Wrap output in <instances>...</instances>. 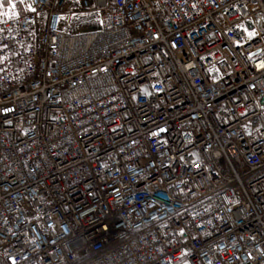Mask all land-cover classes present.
<instances>
[{"label":"built area","instance_id":"obj_1","mask_svg":"<svg viewBox=\"0 0 264 264\" xmlns=\"http://www.w3.org/2000/svg\"><path fill=\"white\" fill-rule=\"evenodd\" d=\"M69 1L0 24V264H264V0Z\"/></svg>","mask_w":264,"mask_h":264},{"label":"rangeland","instance_id":"obj_2","mask_svg":"<svg viewBox=\"0 0 264 264\" xmlns=\"http://www.w3.org/2000/svg\"><path fill=\"white\" fill-rule=\"evenodd\" d=\"M69 4L74 5V0H70ZM21 6H22V10H23V6L27 7V0H25V2L23 4H21ZM96 25L97 24L94 21V18H92V17L82 16V15H79V16L73 15V16H70V18L68 19L67 29L72 31L73 33H81V32H86V31H89L91 29H94L96 27Z\"/></svg>","mask_w":264,"mask_h":264},{"label":"snow or ice","instance_id":"obj_3","mask_svg":"<svg viewBox=\"0 0 264 264\" xmlns=\"http://www.w3.org/2000/svg\"><path fill=\"white\" fill-rule=\"evenodd\" d=\"M25 0H19V3L23 4ZM7 5V7H5ZM17 3L14 0H0V24L6 23L8 20H14L17 18L18 13L16 11ZM27 8L31 11H35V8L31 4L27 5ZM3 29L0 28V32ZM256 35L255 32H248V36L251 39ZM3 58L0 57V60Z\"/></svg>","mask_w":264,"mask_h":264},{"label":"trees","instance_id":"obj_4","mask_svg":"<svg viewBox=\"0 0 264 264\" xmlns=\"http://www.w3.org/2000/svg\"><path fill=\"white\" fill-rule=\"evenodd\" d=\"M14 2L17 3V8H16L17 12H18L19 14H21V13L23 12L21 4L19 3L18 0H14ZM5 7H7V5H6Z\"/></svg>","mask_w":264,"mask_h":264}]
</instances>
